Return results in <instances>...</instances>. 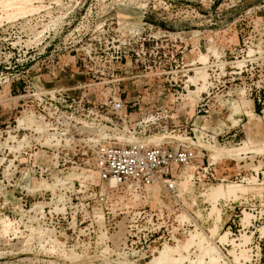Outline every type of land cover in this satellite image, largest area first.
I'll return each instance as SVG.
<instances>
[{"label": "rangeland", "instance_id": "374dc122", "mask_svg": "<svg viewBox=\"0 0 264 264\" xmlns=\"http://www.w3.org/2000/svg\"><path fill=\"white\" fill-rule=\"evenodd\" d=\"M58 90L121 96L131 120L107 131L116 140L131 139L124 124L149 122L144 142L192 148L216 169L224 181L209 190L240 187L182 207L199 224L211 215L210 232L170 241L172 258L189 264L206 248L204 264H264V0H0V264L123 255L114 193L96 178L85 190L80 165L60 171L66 149L39 125L38 98L48 105Z\"/></svg>", "mask_w": 264, "mask_h": 264}, {"label": "built area", "instance_id": "2783aa9c", "mask_svg": "<svg viewBox=\"0 0 264 264\" xmlns=\"http://www.w3.org/2000/svg\"><path fill=\"white\" fill-rule=\"evenodd\" d=\"M59 90V97L48 105H42L43 98L39 97L35 113L42 131L55 141L52 146L66 149L57 163L60 171L68 172L79 167L74 164L80 165L83 172H91L84 177L85 190L96 185L92 182L96 178L114 193L110 212L123 228L117 245L121 249L118 254L123 255L117 256L114 264H137L136 257L143 261L154 257L170 241L178 244L179 236L197 232L205 237L210 232L205 225L212 220L211 215L199 224L182 207L205 202L213 205L212 198L210 202L202 198L215 181H224L215 168L197 165L198 154L192 148L144 142L141 138L151 131L149 122L137 127L124 124L123 134L131 139L124 143L116 140L107 131L119 121L131 120L121 96L112 95L107 101L95 103L84 93L79 97L65 93L61 97ZM37 170L41 175L47 168ZM204 242L207 244V239Z\"/></svg>", "mask_w": 264, "mask_h": 264}, {"label": "bare ground", "instance_id": "6f19581e", "mask_svg": "<svg viewBox=\"0 0 264 264\" xmlns=\"http://www.w3.org/2000/svg\"><path fill=\"white\" fill-rule=\"evenodd\" d=\"M193 81H194V79H193ZM218 153H220V152H218ZM233 153H234V155H238L237 151L236 152H233ZM217 156H218V154H217ZM211 157L214 158L215 157V154L212 153V156ZM239 189H240V187L237 184H234V185H228L226 188H223V187L212 188L208 194L212 196V199H215L216 197L218 198V196L219 197H223V198H226V197L228 198L229 195L234 194ZM248 216H249L248 213H245L244 219L247 220L248 219ZM244 219H242V220L244 221ZM244 222H246V221H244ZM196 235L197 234H195V235L193 234L190 237V239L187 242L185 241L186 243L184 245H182L181 247H184V246L190 244L191 242H194V239H195ZM198 243H200V240H199ZM201 247L202 246L200 245V248ZM213 249H214V247H213ZM175 251H177V250H175ZM175 251L173 249H171L169 246H166V247H164L163 250H161L159 252V255L157 257H154L153 258V260L151 261V263L152 264H165V263H167V264H182V261L184 260V259L181 258L182 255L180 257H178V258H181V259H174V258H172L173 257V253ZM209 251L211 252L212 250L206 251V248H205L204 251L202 252V254H200L199 256H197V259L196 260H190L189 264H204L205 263V257L208 256ZM178 254H180V253H178ZM219 259H220V256H219V258H216V257H208V261H206V263L207 264H218Z\"/></svg>", "mask_w": 264, "mask_h": 264}]
</instances>
